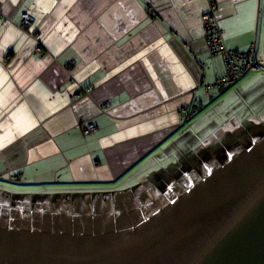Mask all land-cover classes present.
<instances>
[{
	"label": "crops",
	"instance_id": "crops-1",
	"mask_svg": "<svg viewBox=\"0 0 264 264\" xmlns=\"http://www.w3.org/2000/svg\"><path fill=\"white\" fill-rule=\"evenodd\" d=\"M211 5L225 47L259 33L264 56V0H0V183L125 190L195 141L186 126L217 93L198 87L224 71Z\"/></svg>",
	"mask_w": 264,
	"mask_h": 264
},
{
	"label": "water",
	"instance_id": "water-1",
	"mask_svg": "<svg viewBox=\"0 0 264 264\" xmlns=\"http://www.w3.org/2000/svg\"><path fill=\"white\" fill-rule=\"evenodd\" d=\"M262 133L264 124L244 121L219 139L192 142L136 185L109 192L112 199L94 194L97 214L28 225L0 204V264H264ZM201 162L200 175L148 194L158 173L185 174ZM85 193L76 201L95 192Z\"/></svg>",
	"mask_w": 264,
	"mask_h": 264
},
{
	"label": "rangeland",
	"instance_id": "rangeland-1",
	"mask_svg": "<svg viewBox=\"0 0 264 264\" xmlns=\"http://www.w3.org/2000/svg\"><path fill=\"white\" fill-rule=\"evenodd\" d=\"M244 121L253 126L261 125L264 121V87L260 86L259 77L254 73L245 76L230 88L214 93L213 98L191 117L186 130L191 131L195 140L193 142L219 139ZM165 164L164 160L161 161L159 168ZM0 186L12 192L37 190L17 183H0Z\"/></svg>",
	"mask_w": 264,
	"mask_h": 264
},
{
	"label": "flooded vegetation",
	"instance_id": "flooded-vegetation-1",
	"mask_svg": "<svg viewBox=\"0 0 264 264\" xmlns=\"http://www.w3.org/2000/svg\"><path fill=\"white\" fill-rule=\"evenodd\" d=\"M262 133L259 136H263ZM251 141V140H250ZM249 141V143H250ZM227 158L226 152H223L221 155L217 157L219 162H224ZM203 162L199 163L194 170L188 171L185 174L178 173L179 170L175 172L163 171V176L158 178V173L156 177L151 178L149 181V185L146 187L147 191L153 192V189L163 194L168 191L170 188L180 184L181 181L187 180L192 176V172L201 174L202 170L206 169V166H202ZM179 174V175H178ZM156 179H159L157 182ZM0 192V204L4 207L5 211L9 213L13 211H17L14 213V217L18 218V222L27 223L28 225H32L34 223L43 224V217L47 218L50 223H52V218L55 217L56 220L60 215L64 216H77L79 213L83 212L85 209H88L90 214H97L101 209V204L97 203V198H95L94 194H101L102 201L105 202L107 199L111 198L108 194L109 192L104 193H89L92 194L89 198L82 197V203H79L77 200L78 194H87V193H79V192H62V193H35V192H12L10 190L1 189ZM113 192V191H111ZM8 201V202H7ZM87 201V202H86ZM86 202V203H84ZM114 206V205H112ZM97 207V208H96ZM120 211H115L113 214L121 213L122 210H125V206L120 207ZM83 210V211H82Z\"/></svg>",
	"mask_w": 264,
	"mask_h": 264
},
{
	"label": "built area",
	"instance_id": "built-area-1",
	"mask_svg": "<svg viewBox=\"0 0 264 264\" xmlns=\"http://www.w3.org/2000/svg\"><path fill=\"white\" fill-rule=\"evenodd\" d=\"M216 11L215 5H211L208 11L202 15L201 20L204 27V37L207 42V49L213 55H221L224 63V71L222 75L211 84H201L198 88L208 95L209 90H215L220 93L233 84L240 81L242 78L251 73H260L264 75V69L256 64L263 63L264 56L261 50V37L259 33L251 42L248 49L245 51L232 50L225 47L221 42L217 21L214 17ZM31 17L24 13L21 15L20 25L22 28H27L30 25ZM87 92V91H85ZM186 117H190L191 113L182 110ZM83 135H88L95 130L92 123H81L79 125Z\"/></svg>",
	"mask_w": 264,
	"mask_h": 264
}]
</instances>
